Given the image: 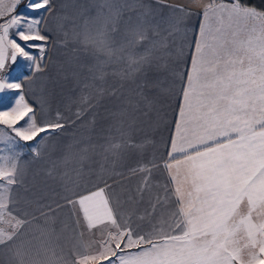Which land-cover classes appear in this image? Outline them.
<instances>
[{"label": "snow or ice", "instance_id": "6c2138e0", "mask_svg": "<svg viewBox=\"0 0 264 264\" xmlns=\"http://www.w3.org/2000/svg\"><path fill=\"white\" fill-rule=\"evenodd\" d=\"M0 264H264V0H0Z\"/></svg>", "mask_w": 264, "mask_h": 264}, {"label": "crops", "instance_id": "0c3cea01", "mask_svg": "<svg viewBox=\"0 0 264 264\" xmlns=\"http://www.w3.org/2000/svg\"><path fill=\"white\" fill-rule=\"evenodd\" d=\"M172 3H176V4H182V3H187V0H171ZM21 8L23 7V5L20 6ZM53 55H55V53H53ZM25 151H27L25 149Z\"/></svg>", "mask_w": 264, "mask_h": 264}, {"label": "rangeland", "instance_id": "374dc122", "mask_svg": "<svg viewBox=\"0 0 264 264\" xmlns=\"http://www.w3.org/2000/svg\"><path fill=\"white\" fill-rule=\"evenodd\" d=\"M23 8V7H22Z\"/></svg>", "mask_w": 264, "mask_h": 264}]
</instances>
